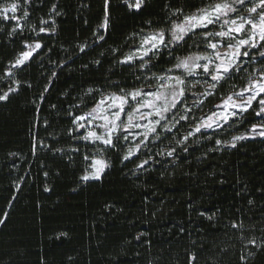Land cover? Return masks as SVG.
Wrapping results in <instances>:
<instances>
[{
    "label": "trees",
    "instance_id": "obj_1",
    "mask_svg": "<svg viewBox=\"0 0 264 264\" xmlns=\"http://www.w3.org/2000/svg\"><path fill=\"white\" fill-rule=\"evenodd\" d=\"M224 1L146 0L137 12L110 0L107 32L98 28L104 0H18V21L0 18V95L9 93L0 101V264H264V253L240 259L247 239L264 237V136L230 146L262 117L249 109L222 128L194 133L221 97L239 91L247 74L261 67L258 54L245 63L242 76L206 98L199 95L206 89L200 77L191 89L197 95L186 94L190 119L171 132L158 127L159 139L151 136L127 160V140L116 148L91 143L73 124L74 116L85 115L101 97L153 89L155 77L178 58L206 53L204 37L193 34L186 45L162 49L148 68L141 69L140 60L119 63L137 50L143 35L180 22L176 9L187 15ZM9 2L0 0V6ZM54 4L61 15L51 11ZM42 18L55 24L42 25ZM33 25L55 31L37 35ZM98 34L104 39L97 41ZM36 42L42 47L23 66L11 68L25 45ZM187 79L195 83L197 77ZM200 99L203 104L193 106ZM177 109L165 123L184 113L182 105ZM189 132L194 134L178 144ZM97 157L106 169L100 179L83 181ZM241 222L243 229L231 226Z\"/></svg>",
    "mask_w": 264,
    "mask_h": 264
},
{
    "label": "snow or ice",
    "instance_id": "obj_2",
    "mask_svg": "<svg viewBox=\"0 0 264 264\" xmlns=\"http://www.w3.org/2000/svg\"><path fill=\"white\" fill-rule=\"evenodd\" d=\"M25 4H30L31 0H23ZM122 2L127 5L131 10L134 9L137 12L146 4V0H122ZM236 5L245 6L244 9L236 7ZM20 3L18 0H11V2L0 6V18L5 20H17V11H20ZM246 10L247 16H239L233 19H224L221 24V28L227 25V30L212 31L209 29V25H215L221 21V17H228L230 13H236L238 11ZM259 10V11H258ZM57 16L61 15L60 12L56 10V5L54 4L51 9ZM11 13V15H9ZM183 16V20L179 23L176 21L171 22L169 29L160 28L146 36L141 38L140 46L138 49L139 55L136 52L129 53L124 59L120 60L119 63L122 64H132L136 60H140L141 63L139 67L141 69L148 68L153 57L157 56L162 49L175 48L181 44H187L188 39H191L192 35H201L204 37L206 42V48L212 50L211 54H189L183 59L177 60V63L166 70L164 75L155 77L161 81H164L163 87L171 89L170 92H155L149 95L155 97L154 100H141V98L146 95L144 89L136 88L131 91L122 90L123 95L111 94L108 97H101L97 106L94 107L90 112L85 115L74 116L73 124L78 130L84 128L85 124L81 121H88L97 119V114H100V119L104 121L103 124L99 125L105 132L104 135H98L95 131L89 130L86 136L80 137L84 140L100 141L108 148H116L121 139L128 140L127 135H119L118 133L123 130L128 132L133 127H141L139 124H135L133 120L134 112H139L143 107H149L151 111L144 113L143 115L151 117L153 114L158 117L155 121L151 122V126H145L146 131L144 133L145 139L149 135L153 139H159V133H157V126L161 127L165 132H171L175 124L180 121H187L190 119L188 113L192 111V108L186 104V94L191 92L192 88H195L197 84L200 83V77H203L204 83L207 88L204 92L199 93L202 97H207L215 94L217 88H223L225 84H229L238 77L242 76L247 70L245 68L246 62H254L256 55L261 59V67L256 68L253 72L247 74L246 83L239 91H233L231 94L221 97V103L216 105L220 111L213 112L211 115L207 116L206 119H202L199 124L194 128L195 133L201 132V129L209 128H222L224 124H227L230 119L236 118L238 114L248 112L252 109L256 116L264 115V0H258L256 3H252L251 6H247V0H232L229 2H218L214 4H209L206 7L197 9L196 12L185 15L182 9H176L173 15ZM29 15L28 10L25 8L22 10V16L27 17ZM109 16H110V0H104V16L103 20L98 28L104 29L107 32L109 27ZM178 16V18H179ZM55 24V20L41 19L40 23L42 25H47L49 23ZM199 30V31H197ZM16 28L12 29L15 33ZM32 31L36 32L37 35L40 33H47L49 31L54 32L55 29H48L45 27H40L38 30L35 25L32 26ZM12 33H10L11 35ZM187 37V39H186ZM209 37H220L222 40H226L227 43L220 44L219 42H211L208 40ZM97 41L104 39V34L97 35ZM25 47L27 51H22L20 55L17 56L15 61L11 64V68H18L25 64L32 55L33 52L39 50L42 47L40 42L34 44H26ZM86 45L80 46V51L84 52ZM220 48L225 49L223 52ZM256 49L257 52H252ZM113 51H116L115 49ZM145 57L148 59L145 60ZM203 61V63H200ZM95 63L99 64L100 61L97 60ZM183 69L186 75H173L175 70ZM7 75L11 76V70L8 71ZM187 77H197L195 83L188 81ZM232 88L235 89L236 85L232 83ZM9 91H15V89H10ZM191 95L196 96V92H191ZM9 98V93L5 92L0 95V101H6ZM111 100L112 103L108 104ZM129 100L135 101L139 107L134 109V112L127 113V123L120 120L121 114L125 112V105L128 104ZM118 102V103H117ZM204 100L200 99L198 101H193V106H199L203 104ZM253 102H256L259 107L258 110L253 108ZM182 105L184 108V113L179 115L178 119H174L169 123L161 124V121L167 120L166 114L172 109H177V105ZM102 105H107V107H101ZM55 107V105H53ZM111 109V114L109 115V110ZM179 111V109H177ZM175 117V113L173 114ZM223 122V123H221ZM264 129V124L259 126L253 125L252 132L257 135L264 136V131L257 132V128ZM194 133L189 132L184 136L182 141H177L178 144H183L188 140L190 136ZM243 135L235 136L233 141L230 142L231 147H236V141L245 139ZM217 145L221 144L220 140L216 141ZM139 147V145L137 146ZM187 151V148L184 149ZM172 151H168L167 155L171 157L173 155ZM132 155L131 150L129 154L124 156L127 160ZM88 157H85L87 159ZM148 163L147 160L144 163L138 165V167L143 168L144 164ZM94 172L91 175H84L81 177L82 180H89L90 178L100 179V173L104 167H107L104 162L100 160L93 161ZM47 175V173H45ZM45 191H48L45 188ZM252 203V201H249ZM7 217V213L4 214ZM5 220L0 218V224H4ZM234 228L243 229V223H232ZM140 235H143L141 233ZM243 239V237H241ZM139 239V236L137 237ZM245 249H247L246 255H241V261H247L249 257L255 258L257 253H264V237H262L259 242L255 238L247 239L244 244ZM255 249V251H253ZM195 260V257H192Z\"/></svg>",
    "mask_w": 264,
    "mask_h": 264
},
{
    "label": "rangeland",
    "instance_id": "obj_3",
    "mask_svg": "<svg viewBox=\"0 0 264 264\" xmlns=\"http://www.w3.org/2000/svg\"><path fill=\"white\" fill-rule=\"evenodd\" d=\"M225 2V1H224ZM226 2H229V3H231L232 2V0H226ZM256 2H258V0H247V6H251L252 5V3H256ZM236 7H238V8H240V9H244L245 8V6H243V5H236ZM259 11V10H258ZM9 15H11V13H9ZM241 15H243V16H247L248 15V13L246 12V10H242V11H238V12H236V13H230L229 14V16L228 17H221V21L220 22H218V23H216L215 25H209V27H213L214 28V32L215 31H220V30H227V25H225L224 27H223V29L221 28V24H222V21L224 20V19H233V18H238L239 16H241ZM183 20V19H182ZM179 23V22H178ZM150 34V33H149ZM147 35V34H146ZM146 35H143V36H146ZM142 36V37H143ZM141 37V38H142ZM141 38H140V40H139V43H138V47H137V50H135L134 52H136L138 55L140 54L139 52H138V49H139V46H140V42H141ZM211 42H219L220 44H224V43H227V41L226 40H222L220 37H212V40H211ZM28 49L26 48V50L25 51H27ZM225 49H223V48H220V51L221 52H223ZM254 50V49H253ZM211 52H212V50L209 48L208 49V51L206 52V53H202V54H204V55H207V54H211ZM200 63H203V61H201ZM173 75H181V74H184V75H186V73H184L183 72V69H178V70H175L173 73H172ZM204 81V80H203ZM164 81H161V80H156V86L153 88V89H150V90H145L144 92H145V94L146 95H144L142 98H141V100L143 101V100H154L155 99V97L153 96V95H149V94H152V93H155V92H170L171 91V89H169V88H166V87H163L162 85H164ZM202 87V88H201ZM203 87H206L207 88V85L205 84V85H203V83L200 85V88L201 89H203ZM120 95H123V94H120ZM109 95H106V96H103V97H108ZM100 101V100H99ZM98 101V102H99ZM112 103V101L111 100H109L108 101V104H111ZM118 103V102H117ZM221 103V102H220ZM220 103H218V104H220ZM254 103V102H253ZM98 104V103H97ZM97 104L94 106V107H96L97 106ZM217 104V105H218ZM93 107V108H94ZM101 107H107V105H102ZM136 107H139V105L135 102V101H132V100H129V102H128V104H126L125 105V112L124 113H122L121 114V117H120V120L122 121V122H124V123H127V119H128V117H127V113H129V112H134V109L136 108ZM92 108V109H93ZM91 109V110H92ZM90 110V111H91ZM89 111V112H90ZM149 111H151V109L149 108V107H143V108H141L140 109V111L139 112H134V116H133V120H134V123L135 124H139V125H141V127H139V128H137V127H133V128H131L128 132H124L123 130H121L119 133L123 136V135H127L128 136V142L131 144V148H130V150H131V152H132V154H136V152L138 151V149H139V147H141V144H144L150 137H151V135H149L148 137H147V139H145V136H144V133H145V131H146V127L145 126H151V122L152 121H155L156 119H158V117H156L154 114L151 116V117H145L143 114L144 113H148ZM174 111V109H172L170 112H168L167 114H166V116L168 117L172 112ZM218 111H220V109H218L216 106H215V110L213 111V112H218ZM212 112V113H213ZM88 113V112H87ZM86 113V114H87ZM212 113H210V114H208L207 116H209V115H211ZM109 115L111 114V109L109 110V113H108ZM207 116L206 117H204V118H202V119H206L207 118ZM238 116H239V114H238ZM237 116V117H238ZM262 117V120L259 122V123H257L256 125L257 126H259V125H261V124H264V115H262L261 116ZM201 119V120H202ZM200 120V121H201ZM166 122V120L165 121H161V124L162 123H165ZM81 123H84L85 124V127L84 128H80L81 130H83L84 131V136H86L87 135V132L89 131V130H91V131H95L98 135H104V132H105V130L102 128V127H99V125H101V124H103L104 123V121L102 120V119H100V114H97V119L96 120H91V118H89V120L88 121H81ZM200 123V122H199ZM198 123V124H199ZM221 123H223V122H221ZM225 125V124H224ZM159 126H157V128H158ZM212 129H216V128H209V129H201V130H212ZM157 130V129H156ZM259 131H264V129H261V128H257V132H259ZM118 133V134H119ZM195 133V132H194ZM253 136H260V135H257L256 133H253L252 132V128L250 129V131H249V133L247 134V135H245V137L246 138H248V137H253ZM86 141H88V142H91V143H93V141L92 140H86ZM95 142H98V143H101L100 141H95ZM101 144H103V143H101ZM104 145V144H103ZM139 145V147H137ZM94 160H100V161H102V162H104V164H106V162L104 161V159H102V158H99V157H97V158H93L92 159V161H91V163H90V166H89V168H88V170L82 175V176H84V175H89L90 177H91V175L93 174V172H94V167H93V161ZM106 169V167H104L103 168V170H102V172L100 173V177H101V175H102V173L104 172V170ZM94 180H98V179H94V178H90L89 180H87V181H94ZM83 181H85V180H83Z\"/></svg>",
    "mask_w": 264,
    "mask_h": 264
}]
</instances>
